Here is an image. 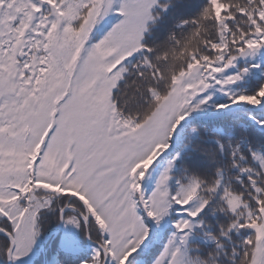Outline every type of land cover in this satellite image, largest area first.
Instances as JSON below:
<instances>
[{"label":"snow or ice","instance_id":"6c2138e0","mask_svg":"<svg viewBox=\"0 0 264 264\" xmlns=\"http://www.w3.org/2000/svg\"><path fill=\"white\" fill-rule=\"evenodd\" d=\"M0 264H264V0H0Z\"/></svg>","mask_w":264,"mask_h":264}]
</instances>
